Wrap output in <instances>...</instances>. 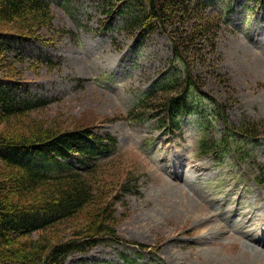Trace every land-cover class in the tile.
Here are the masks:
<instances>
[{
	"label": "rangeland",
	"instance_id": "1",
	"mask_svg": "<svg viewBox=\"0 0 264 264\" xmlns=\"http://www.w3.org/2000/svg\"><path fill=\"white\" fill-rule=\"evenodd\" d=\"M47 1L51 27L38 31L41 41L12 42L8 56L17 71L13 75L24 79L32 98L45 103L44 108L38 107L13 129L43 127L64 133L94 126L95 133L116 137L117 152L95 179L101 188L111 189L110 202L121 195L113 204L112 229L127 242L101 244L69 262L264 264V183L256 187L255 180L264 174V139L259 137L253 156L241 164L233 163L232 154L222 161H216L215 154L198 157L194 120L184 119L181 134L166 143L154 122L142 125L128 114L153 80L171 69L172 48L162 30L140 40L125 31L105 30L111 19L102 12L103 0ZM207 1V14L221 18L225 13V23L214 52L202 51L206 62H195L194 73L201 76L203 90L226 107L231 122H242L243 117L264 121V0ZM168 12L176 16L172 8ZM122 20L117 16L114 27ZM179 25L184 30L191 26ZM195 46L185 47L193 60L194 49L201 47L199 42ZM113 118L116 121L110 122ZM3 131H8L5 125L0 134ZM222 131L217 125L211 137L218 140ZM0 171L7 172L2 164ZM99 204L103 202L96 200L47 231L54 235L53 243L82 233ZM45 235L39 231L31 236L37 240Z\"/></svg>",
	"mask_w": 264,
	"mask_h": 264
},
{
	"label": "trees",
	"instance_id": "2",
	"mask_svg": "<svg viewBox=\"0 0 264 264\" xmlns=\"http://www.w3.org/2000/svg\"><path fill=\"white\" fill-rule=\"evenodd\" d=\"M103 1L102 12L111 21L127 9L129 15L120 27L129 36L141 40L162 30L172 46L169 60L172 69L167 78L155 81L139 97L128 113L129 119L139 124L155 120L156 130L169 136L166 141L169 142L181 134L185 118H197L198 157L215 154L216 161H222L232 154L235 164L252 157L251 149L259 144V137L264 138V121L243 117L242 122H231L226 107L203 90L201 76L192 67L199 60L205 64L202 51L211 53L208 50L211 48L214 52V41L225 23V13L221 18L210 17L207 13L211 3L207 0ZM169 8L176 16L168 12ZM51 11L46 0H0V128L5 125L8 130L0 134V164L7 170L0 171V264H72L69 262L72 256L88 254L101 244L127 243L112 229L113 204L121 195L116 194L110 202L111 189H105L108 187L105 185L101 188L102 182L95 179L99 168L117 151L116 137L95 133L94 126L64 133L43 127L13 129L16 124H25L24 119L38 107L44 108L45 103L32 98L24 79L13 75L17 71L14 63L8 62L11 43L41 40L38 31L51 27ZM194 16L203 19L195 22ZM111 21L105 29L114 28ZM182 22L190 24V28L184 30L179 25ZM171 24L176 25L175 36ZM197 42L201 47L194 49L197 57L193 60L185 47L192 48ZM217 125L223 127L218 140L211 137ZM262 178L264 174L259 173L256 187L264 183ZM122 187L126 189L128 185ZM96 200L103 204L97 205L98 210L82 230L83 234L78 232L73 239L53 243L50 236L54 235L49 236L47 231L75 218ZM39 231L46 235L37 240L32 238ZM53 231L50 233L55 234ZM24 236L27 239L23 241L20 238ZM13 239L20 240L14 243ZM128 262L135 264L131 259Z\"/></svg>",
	"mask_w": 264,
	"mask_h": 264
}]
</instances>
